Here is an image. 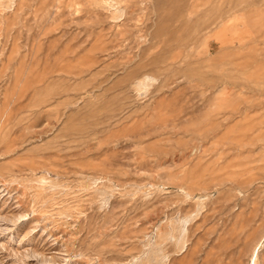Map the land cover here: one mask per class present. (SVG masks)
Instances as JSON below:
<instances>
[{"label": "rangeland", "instance_id": "1", "mask_svg": "<svg viewBox=\"0 0 264 264\" xmlns=\"http://www.w3.org/2000/svg\"><path fill=\"white\" fill-rule=\"evenodd\" d=\"M0 264H264V0H0Z\"/></svg>", "mask_w": 264, "mask_h": 264}]
</instances>
